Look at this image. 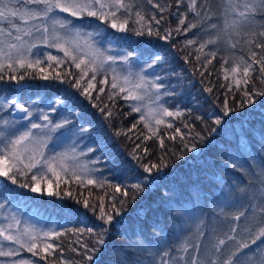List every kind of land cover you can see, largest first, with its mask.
<instances>
[{"label": "trees", "instance_id": "1", "mask_svg": "<svg viewBox=\"0 0 264 264\" xmlns=\"http://www.w3.org/2000/svg\"><path fill=\"white\" fill-rule=\"evenodd\" d=\"M137 5L136 11H140L144 16L141 23H149L154 30L157 27L152 17L161 20L158 26L161 29V35L165 29L172 30L171 38L167 41L159 39L156 35L151 37H136L131 32L126 34V40L117 42L116 47H127L128 41L138 45L139 51L145 49L151 52H160L164 54L169 61L165 68L169 72L179 74V77L172 76L169 83L175 87L177 95L168 98L170 104L176 105L183 112L178 117H167L166 123L158 126L156 135L149 132L144 127V123L139 121L138 113H131L128 107L129 102L121 99L118 95L114 100L108 99L110 91L109 84H101L102 76H98L93 84L95 89H89L92 93L93 100L99 95L96 101L101 107L108 106L113 112V116L106 120L101 113L91 107L89 101L80 96L79 92L71 88L69 84H61L58 81H42L39 79H26L20 84L25 85L17 92L15 81L5 78L0 81V97L14 96L21 100L22 103H30L32 99H37L40 107H44L43 101L45 96L51 97L54 93H72L76 97V113L87 112V120L91 123L79 121L85 127L95 130L107 139V147L103 152V159L93 167L99 171L93 175L94 179L103 181V186L98 184L81 185L71 178L65 177L69 183H61L60 190L71 191L73 196L79 200L87 199L90 204H95L96 211L85 210L82 204H76L74 199L40 196L31 193L28 189H21L18 185H12L10 181L0 178V202H6V209L18 212L21 220L28 219L30 223L36 224L37 227L45 231L54 230L63 233V235L49 240L55 246V251L47 255L44 259L41 256H33L27 249L19 251L16 256L0 257V264H13L22 259L31 260L33 264H64V262H77L84 264V245L89 249L96 246L99 251L94 254V259L88 264H121L122 260L135 261L140 260L144 264H149L153 259L147 251H137L138 242L144 241L150 245L152 250L157 248H171L172 255L188 257L194 254L192 244L200 245V254L211 256L215 249L213 244L218 239H225L226 244L221 246L222 252L219 253L221 260L235 251L239 242L248 240L251 233L245 229L252 226L253 231L260 224L253 219L242 217L239 221L233 219V216L240 210L238 207L227 206L225 212L228 213L227 219L214 211L217 204L223 206V188L229 186L248 187L253 190L259 187V182L264 179L261 175L262 162L264 156L261 155L262 149L260 143L264 139V96L256 95L253 97L254 104L244 103L241 107V101L246 100L243 90L252 92L258 90L264 92V83H261L260 73L258 71L249 72L247 85L243 83L246 79L243 76V65L245 62L251 63L253 58L251 53L257 52L255 59L259 60L264 57V51L255 48L249 41L255 40L257 43L264 42V38L258 35L261 30L260 24L264 20H258L257 24L241 26L239 35L232 33L231 39L236 42V48H231L221 39L216 45H207L202 51H199L200 44L218 35L216 30H212L210 24H218L222 27V17L224 15V0H196L195 9L188 8L190 0H183L177 5V0H131ZM159 4L160 8L153 5ZM22 7L23 5H18ZM34 6V5H33ZM197 12L200 13L197 16ZM67 16V13H61ZM185 20L184 25H180V19ZM76 19V18H72ZM86 22H91V26L85 31H93L96 23L93 17H84ZM136 17L133 14L129 19L128 27H135ZM19 23V21H17ZM190 24H196V28H191L187 32L183 29ZM181 28L177 33L175 29ZM114 30L106 29L101 36L94 37L100 41L101 45L108 46L106 43L107 35ZM256 32V36L251 33ZM125 35V34H117ZM187 40L195 41L188 45ZM150 42V44L148 43ZM41 52H51L53 55L62 56L54 48H46L43 45L39 49ZM131 50V49H129ZM115 52H113L114 54ZM209 53H215L212 57ZM197 55L200 60L196 59ZM187 57V59H185ZM211 63H207L208 60ZM54 63V62H53ZM240 65V71L233 74L230 69ZM258 68L259 65H254ZM228 69L229 71H225ZM63 71V68L56 69ZM49 72L53 69H48ZM71 71L75 74L78 72L74 67ZM19 75V73H17ZM82 81V87H87V80ZM225 76L228 78L225 79ZM241 80L239 89L236 86V80ZM111 77L109 76V82ZM51 84L52 87L45 88L44 85ZM104 88L103 92H99ZM211 88L212 92L205 91ZM39 94V95H38ZM225 101L229 108L234 110L226 117H223L222 125L216 126L217 132L212 133L204 141L195 138V133L204 134L213 125L211 119L213 116H223L222 109ZM171 110H175L172 108ZM209 113L212 116H209ZM203 117V122L196 117ZM0 117L5 119L13 118L10 110L0 113ZM53 114V119H57ZM26 123V121L24 122ZM167 123L172 124V128L167 127ZM187 124L186 128L184 125ZM133 125L135 127L133 128ZM176 128L180 132L175 131ZM34 131V130H33ZM59 130L53 134V139L60 135ZM119 131L123 134L115 135ZM181 135L184 136V142L191 146L197 145L195 152H189L183 149ZM175 136L176 139L169 137ZM145 137H151L145 139ZM160 139H163V147L160 145ZM84 143H91L85 140ZM137 154L144 157L143 163L149 161L156 163L163 155L168 162V167L163 168L159 173L155 171L151 174L149 181L145 182V190L138 194L135 200H132L133 190L129 188L128 197L123 196L125 186L137 183L143 180L145 175L143 169L129 155L136 145ZM83 146V145H82ZM52 147V142L49 143ZM148 149V155L145 156L142 151ZM63 150L62 146L57 147L56 151ZM231 152L234 156L239 157L240 161L248 168L247 174L243 171L233 170L225 166L224 160L226 152ZM93 157L100 155L99 152L91 154ZM183 158L180 159L179 157ZM255 157V159H253ZM249 165H251L249 167ZM121 185V191L117 192L114 185ZM7 185V187H5ZM42 187L45 185L42 184ZM55 189V184H53ZM103 200L105 211L109 210L111 204L115 203L120 207L119 201H126L121 215L115 217L111 225H104L99 217V204ZM169 202L174 207L169 210ZM245 203L247 200L245 199ZM72 211H69V207ZM22 207V208H20ZM190 209L193 218L186 224H182V218L173 221L172 217L176 214L175 209ZM197 214L202 217L203 223L200 224V230L203 235L196 232V225L200 221L196 219ZM4 210H0V223H3ZM250 215V214H249ZM175 225H181L180 229L174 230ZM103 228L108 229L103 246L95 244L98 233ZM236 227V232L231 229ZM93 229V233L87 231ZM159 229H164L160 232ZM232 235L233 240H227V235ZM163 236L165 243L160 244L158 237ZM189 238L188 253L176 251V247L185 238ZM7 246L11 242H5ZM260 245V241H257ZM257 245H250L249 248L241 249L237 254L238 264H256V261L264 255V245L257 248ZM75 249V250H74ZM7 251V247H5ZM63 257V260H62ZM155 260L159 264L160 257L156 256Z\"/></svg>", "mask_w": 264, "mask_h": 264}, {"label": "snow or ice", "instance_id": "2", "mask_svg": "<svg viewBox=\"0 0 264 264\" xmlns=\"http://www.w3.org/2000/svg\"><path fill=\"white\" fill-rule=\"evenodd\" d=\"M151 2V0H149ZM183 0H177V5ZM225 8L222 17V27L218 24H210L212 30H216L218 35L200 44L199 51H202L207 45H216L222 38L233 49L236 48V42L231 39L232 33L239 35L238 29L241 26H249L257 24L258 20H264V0H224ZM18 5H23L19 7ZM34 5V6H33ZM160 8L159 4L153 5ZM196 0H190L188 8L195 9ZM137 5L131 0H0V81L7 78L15 81L18 88H24L25 85L20 84L26 79H39L42 81H58L61 84L67 83L71 88L79 92L80 96L87 99L91 107L96 108L101 115L108 120L113 116V112L107 105L101 107L96 101L99 95L93 100L92 93L89 89H95L93 81L98 76H102L101 84L110 83L109 100L120 96L121 99L129 102V114L138 113L139 121L144 123V127L156 135L154 127L158 131V126L165 124L167 117H178L183 112L176 105L170 104L168 98L176 96L178 93L169 81L172 76L179 77L178 73L169 72L165 65L169 63L166 56L160 52H151L147 49L138 50V45L128 41L127 47L117 48L116 44L120 40H126V34L131 32L136 37H151L156 35L161 40H169L172 30L165 29L161 35V29L158 27L161 20H157L155 16L152 20L157 26L154 30L149 23H141L144 16L140 11H136ZM67 13V16L61 15ZM135 15V27L129 28V19ZM200 13L197 12V16ZM76 18L75 20L72 18ZM84 17H93L98 22L93 31H85L91 26V22H86ZM19 21V23L17 22ZM180 25L185 24L182 18ZM196 24H190L183 30L187 32L191 28H196ZM261 30L258 35L264 38V24H260ZM106 29L114 30L113 33L107 35L108 47L101 45L100 41L94 37L101 36ZM177 33L181 31L180 27L175 29ZM125 34V35H117ZM256 36V32L251 33ZM195 41L187 40V44L191 45ZM255 48L264 51V42L257 43L255 40L249 41ZM150 44V42H148ZM46 48H54L61 52L62 56L53 55L51 52H41L40 46ZM131 49V50H129ZM116 52L117 54H113ZM208 55L214 57L215 53ZM252 62H245L243 65V76L246 78L243 83L247 85L250 70L258 71L261 83H264V57L259 60L255 59L257 52L253 51ZM187 59V57H185ZM196 59L199 61L200 56ZM54 62V63H53ZM207 63H211L209 59ZM254 65H259L255 68ZM78 70L73 73L71 68ZM63 68V71L56 69ZM48 69H53L49 72ZM225 71H229L225 69ZM230 71L235 74L240 71V65L234 66ZM19 73V75H17ZM87 87H82V81L85 78ZM109 76L111 80L109 82ZM228 77L225 76V79ZM237 89L241 84V80H236ZM51 84L44 85L45 88L52 87ZM104 88H100L99 92H103ZM205 91L211 93V88ZM39 95V94H38ZM246 100L241 101V107L244 103L254 104V96H264V92L254 90L252 92L243 90ZM44 107H40L37 99H32L30 103H22L20 99L0 97V113L10 110L13 118L5 119L0 117V178L10 181L12 185H18L21 189H28L33 194L40 196L47 195L49 197H61L74 199L76 204H82L85 210L96 211V205L90 204L87 199L79 200L73 196L71 191H61V183L67 185L68 179L79 182L81 185L98 184L103 186V181L93 178L98 168L93 167L103 159L104 149L107 147V139L100 133H93L95 130L90 127L83 126L79 121L91 123L87 120V112L76 113L78 106L76 97L72 93H54L51 97L45 96L43 101ZM175 108V110H171ZM234 109L229 108L225 101L222 109L223 116H213L211 119L212 127L204 134L195 133V138L204 141L212 133L217 132V127L222 125L223 117L228 116ZM56 114L57 119H53ZM209 116H212L209 113ZM197 120L203 122L204 118L197 116ZM27 123H24V122ZM186 128L187 124L184 125ZM135 125H133V128ZM168 128H172L171 123H167ZM38 130V131H33ZM59 130L60 135L53 139V134ZM177 133L180 132L176 128ZM123 133L117 131L115 135ZM151 137H145L150 139ZM175 140L176 137H169ZM91 143H84L85 140ZM183 149L189 152H195L197 145L193 143L189 146L184 142V136L180 137ZM52 142V147L49 143ZM261 145V155L264 156V139L258 141ZM164 141L160 139V145L163 147ZM83 145V146H82ZM63 150L56 151L57 147ZM129 154L133 160L140 165L143 172L148 174L143 180L137 183L125 186L123 196L128 197L129 188L133 190L132 200L145 190V182L149 181L151 174L155 171L159 173L163 168L168 167V162L162 155L158 162L143 163L144 157L137 154L136 149ZM144 155H148V149L142 150ZM99 152L100 155L92 156L91 154ZM226 152L225 166L231 167L233 170L243 171L245 174L248 168L240 161L239 157L234 156L231 152ZM180 159L183 157L180 156ZM255 159V157H253ZM251 165H249L250 167ZM261 175L264 176V162H262ZM42 184L45 187H42ZM55 184V189L53 188ZM256 189L248 187L229 186L223 188V201L221 206L217 204L214 211L219 215L228 217L225 207H238L240 210L233 219L239 221L242 217L253 219L260 224L255 231L252 226L245 229L251 233L248 240L239 242V246L232 251L226 259L221 260L219 253L222 252L221 246L226 244L225 239H218L216 244L212 245L214 252L209 249L211 256L200 254V245L192 244L194 254H189L187 258L184 256L172 255L171 248L152 250L150 245L144 241L138 242L137 251H147L153 259L149 264H157L155 257L159 256V264H238L237 254L241 249L249 248L250 245H257L259 249L264 245V179L259 182ZM7 187V185H5ZM117 192L121 191V185H114ZM245 199L247 203H245ZM120 207L115 203L111 204L106 212L103 200L99 204V217L104 225H111L114 218L121 215L125 207L126 201H119ZM69 211H72L71 207ZM174 205L169 202V210H173ZM0 210H5L3 215V223H0V257L16 256L20 250L27 249L33 256H41L44 259L47 255H51L55 251V246L48 241L63 235L61 232L54 230L45 231L43 228L37 227L36 224L30 223L29 220H21L19 213L6 209V202H0ZM176 214L173 215V221L182 218V224L188 223L193 214L188 208L183 210L176 208ZM250 214V215H249ZM196 219L200 222L196 225V232L200 235V224L203 223L202 217L197 214ZM181 225L174 224V230L180 229ZM89 233H93L92 228H88ZM163 232L164 229H159ZM236 232V227L231 229ZM108 229L103 228L95 235L98 237L95 241L96 245L103 246ZM227 235V234H226ZM235 237L227 235V240H233ZM5 242H11L13 246H7ZM158 242L164 244L163 236L158 237ZM7 247V251H5ZM84 264L93 261L94 254L99 251V247L88 248L84 245ZM189 238H185L176 247V251L188 253ZM75 250V249H74ZM63 260V257H62ZM17 264V262H13ZM18 264H33L31 260H20ZM68 264V262H64ZM77 264V262H71ZM121 264H144L140 260L129 261L122 260ZM256 264H264V255H262Z\"/></svg>", "mask_w": 264, "mask_h": 264}, {"label": "rangeland", "instance_id": "3", "mask_svg": "<svg viewBox=\"0 0 264 264\" xmlns=\"http://www.w3.org/2000/svg\"><path fill=\"white\" fill-rule=\"evenodd\" d=\"M104 47H108V46H104ZM114 54H117V53L115 52ZM26 123H27V122H26ZM35 131H38V130H34V132H35ZM62 131H63V130H62ZM54 140H55V139H54ZM20 208H22V207H20ZM4 214H6V211H5V210H4ZM23 220H28V219H23ZM23 220H22V221H23Z\"/></svg>", "mask_w": 264, "mask_h": 264}]
</instances>
